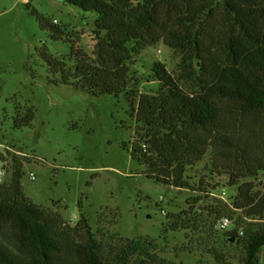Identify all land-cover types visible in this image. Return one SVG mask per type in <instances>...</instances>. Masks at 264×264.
I'll return each instance as SVG.
<instances>
[{
    "label": "rangeland",
    "instance_id": "374dc122",
    "mask_svg": "<svg viewBox=\"0 0 264 264\" xmlns=\"http://www.w3.org/2000/svg\"><path fill=\"white\" fill-rule=\"evenodd\" d=\"M34 10L63 36H53ZM97 16L68 0H0V201L15 200L12 185L19 171L22 196L44 211L60 264H81L91 236L102 264H244L247 235L264 228V212L249 215L237 196L251 183L254 203L259 201L264 171L236 175L242 167L247 174L248 166L264 165V114L215 98L222 124L232 125L231 144L209 146L186 166L191 186L177 187L147 177V166L132 158L131 143L142 131L132 102L125 100L135 98L136 106L141 93L157 90L149 78L157 62L185 90L202 92L213 81L209 69L228 61L223 48L234 30L232 19L214 5L196 30L203 37L198 48H176L160 39L135 49L129 44L122 55L104 59L96 53L105 35L96 34ZM122 64L128 87L120 97L74 85L85 81L78 65L115 71ZM224 215L233 221L228 229L218 226ZM232 232L238 239L228 237ZM136 239L143 247L125 255ZM0 246L22 264L32 254L12 219L0 218Z\"/></svg>",
    "mask_w": 264,
    "mask_h": 264
},
{
    "label": "trees",
    "instance_id": "16d2710c",
    "mask_svg": "<svg viewBox=\"0 0 264 264\" xmlns=\"http://www.w3.org/2000/svg\"><path fill=\"white\" fill-rule=\"evenodd\" d=\"M68 1L86 11H96V34L105 32L103 42L96 45V53L99 52L104 59V55L109 53L113 58L122 55L129 44L135 49L138 43H155L160 39L176 48L188 44H195L198 48L203 37L196 30L204 22L202 16L207 10L210 13L214 5H222L233 21L230 26L234 30L223 48L228 61L209 69L213 81L208 82L202 92L190 93L185 90L165 66L157 62L149 77L156 80L157 90L154 93H141L136 106L135 98L129 100L125 96L126 102L133 104L132 116L142 131L138 132L136 142L131 143V156L147 166L144 170L147 177L177 187H190L185 175L186 166L200 160L215 142L219 145L231 144L227 132L232 125L222 124L223 110L215 98L227 99L245 113L264 114V0H215L214 4H206L205 0ZM34 13L52 31L53 36H63V30L55 23L37 10ZM182 26L190 28L184 29ZM204 64L201 65L202 69ZM120 66L113 71L109 67L101 69L92 65H78L76 70L85 81L74 85H81L93 95L114 94L120 97L128 87L125 81L128 71L123 64ZM244 169L242 167L236 176L256 175L257 171H264V165L248 166L247 174L241 173ZM14 178L12 189L16 198L12 202L0 201V218L14 220L31 247L32 254L26 264H60L55 257L56 240L44 211L22 196L19 171ZM236 183L238 180L235 179L231 184ZM251 185L246 183L240 187L237 199H243V202L238 206H248L249 215L262 214L264 196L254 203L257 196L251 194ZM197 214L201 215L199 211ZM247 236L244 264H259V254L264 248V228ZM228 237L238 239L235 232ZM98 247L91 236L83 248L81 264H102ZM142 247L141 239L133 240L125 255ZM0 264L22 263L15 261L0 246Z\"/></svg>",
    "mask_w": 264,
    "mask_h": 264
},
{
    "label": "built area",
    "instance_id": "2783aa9c",
    "mask_svg": "<svg viewBox=\"0 0 264 264\" xmlns=\"http://www.w3.org/2000/svg\"><path fill=\"white\" fill-rule=\"evenodd\" d=\"M4 174V170L0 169V176H2ZM30 176L32 179L35 178V174L33 172L30 173ZM233 221L229 216H222L219 220H218V226L221 229H228L230 228V226L232 225ZM241 233L243 232V230L240 231Z\"/></svg>",
    "mask_w": 264,
    "mask_h": 264
},
{
    "label": "water",
    "instance_id": "95a60500",
    "mask_svg": "<svg viewBox=\"0 0 264 264\" xmlns=\"http://www.w3.org/2000/svg\"><path fill=\"white\" fill-rule=\"evenodd\" d=\"M232 240H235V237H234V238H232Z\"/></svg>",
    "mask_w": 264,
    "mask_h": 264
}]
</instances>
